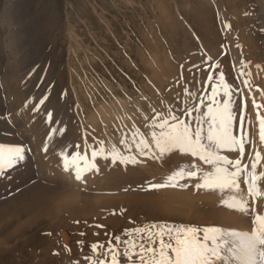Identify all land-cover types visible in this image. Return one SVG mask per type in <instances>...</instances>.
Listing matches in <instances>:
<instances>
[{
    "label": "rangeland",
    "instance_id": "rangeland-1",
    "mask_svg": "<svg viewBox=\"0 0 264 264\" xmlns=\"http://www.w3.org/2000/svg\"><path fill=\"white\" fill-rule=\"evenodd\" d=\"M225 24L231 27L225 29ZM201 48L218 59L229 81L247 63L253 93L264 105V0H0V143L31 149L23 165L0 177V203L36 183L68 188L77 195V201L59 213L25 225L7 243L0 264H86L92 243L123 236L126 230L152 223L192 226L181 217L151 220L145 212L133 214L135 206L121 201L140 186L163 183L176 164L187 163L190 157L172 154L162 164L138 157L141 163L135 166L101 161L99 174L86 173L80 183L63 171L59 152L65 146H73L72 151L76 144L83 151L87 141L90 155L91 146L101 140L123 149L121 138L127 134L130 139L135 128L147 136L153 109L164 113L181 103L174 100L182 90L175 83L180 65L199 63ZM193 74L203 80L206 71ZM183 75L192 79L186 70ZM45 94L49 99L33 112L32 105ZM244 95L247 131L255 147L246 145L242 163L250 170L249 157L255 150L264 155V145L259 142L251 96L247 90ZM47 111L54 113L55 123H46ZM51 128L64 132L54 135L45 153L42 148ZM223 154L239 158L238 152ZM262 170L264 160L258 167ZM197 182L183 181L192 186ZM239 183L240 191L220 195L222 200L233 195L247 198L249 209L264 214V181L256 197L248 195L243 175ZM169 189L152 191L180 208L182 203L166 197ZM97 197L116 202L87 205L86 198ZM76 204L83 210L71 217L69 211ZM228 212L237 218L195 226L224 231L246 226L252 232L251 211ZM32 213L11 222L0 238ZM78 241L84 242L83 248Z\"/></svg>",
    "mask_w": 264,
    "mask_h": 264
},
{
    "label": "snow or ice",
    "instance_id": "snow-or-ice-1",
    "mask_svg": "<svg viewBox=\"0 0 264 264\" xmlns=\"http://www.w3.org/2000/svg\"><path fill=\"white\" fill-rule=\"evenodd\" d=\"M230 27V24L224 25L225 29ZM200 55L199 63L193 62L187 68L180 65L182 71L175 83L182 90L175 95L174 100L181 103L175 107L170 105L164 113L153 109L147 136L135 128L130 139L127 134L121 138L123 149L115 144L106 146L105 141L101 140L91 146L90 155L87 141L83 151L79 144L72 151L69 148L73 146H65L59 152L63 171L72 174L75 181L84 183L86 173L99 174L101 161H108L112 165L135 166L141 163L138 157H147L162 164L172 154L184 155L191 159L187 163L176 164L163 183H150L145 190L169 187L186 190L192 185L183 181L196 180V190L236 193L240 191L239 181L243 175L248 195L258 196V186L264 181V170L258 171V167L264 155L255 150L254 156L249 157L250 170L248 164L242 163L246 145H252L246 126L250 121L246 116L248 97L244 95L245 90L256 109L259 142L264 145V115L260 114L264 105L257 102L253 93L248 64L243 63L239 73L229 81L218 59L203 48ZM204 66H207L206 70ZM184 70L192 76L191 80L184 78ZM194 70L206 71L204 79H197ZM237 80L240 83H236ZM195 85H199V88ZM48 99V94L42 96L38 103L32 105V111L39 112ZM25 107H28L27 103ZM55 122L54 113L47 111L46 123ZM58 131L62 135L64 129H50L43 152H48L49 142ZM30 151L22 144L0 143V177L5 176L8 170L23 165ZM225 152H238L239 158L230 159L223 154ZM221 204L245 214L251 211L254 225L252 232L152 223L126 230L123 236L114 235L107 241L92 243L89 246L91 255L84 257V260L86 264H217L221 260L224 264H264V214H256L254 207L249 209L247 198L235 195L222 200ZM77 243L81 248L84 247L83 241ZM225 252L227 255H224Z\"/></svg>",
    "mask_w": 264,
    "mask_h": 264
},
{
    "label": "bare ground",
    "instance_id": "bare-ground-1",
    "mask_svg": "<svg viewBox=\"0 0 264 264\" xmlns=\"http://www.w3.org/2000/svg\"><path fill=\"white\" fill-rule=\"evenodd\" d=\"M144 186H140L137 193L132 196H126L121 200L135 206V213L133 212V214L145 212L151 220H156L164 216L181 217L186 220L187 224H192V226L196 224L210 225L213 222L219 223L229 217L237 218L234 212H228L230 209L220 204L222 201V196L220 195H224L228 191L224 193L220 192L219 194L217 191L204 192L203 190H196L194 186L186 190L171 188L167 190L166 197L182 203L181 206L177 205L180 207L178 208L173 205L172 207L167 201L165 202L158 191L154 192L151 190L148 192L144 190L146 188ZM74 200L77 201V195L71 189L55 188L53 186L43 185L42 183H36L25 188L12 199L0 203V232H3L11 222L19 219L29 210L33 211L30 218L26 221H18V224H16L13 230L6 231L3 237L0 238V257L8 249L7 243L13 240L15 234L23 232L25 225H30L38 220L46 219L59 213L60 210L68 204L73 203L71 201ZM112 202H116L115 199L97 197L87 200L86 198L87 205L94 203L108 204ZM186 203L190 206L189 209L184 207ZM218 204L220 205L218 206ZM82 210V206L77 204L76 206L73 205L68 215L72 217ZM230 231L251 233L246 226L231 229ZM224 255H227V253L225 252ZM221 262L224 263L223 260Z\"/></svg>",
    "mask_w": 264,
    "mask_h": 264
}]
</instances>
